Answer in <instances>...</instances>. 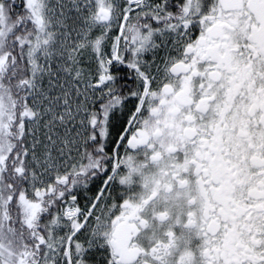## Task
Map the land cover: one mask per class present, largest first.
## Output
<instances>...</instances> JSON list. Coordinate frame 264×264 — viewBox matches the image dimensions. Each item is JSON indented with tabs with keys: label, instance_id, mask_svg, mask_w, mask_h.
<instances>
[{
	"label": "snow or ice",
	"instance_id": "6c2138e0",
	"mask_svg": "<svg viewBox=\"0 0 264 264\" xmlns=\"http://www.w3.org/2000/svg\"><path fill=\"white\" fill-rule=\"evenodd\" d=\"M0 264H264V0H0Z\"/></svg>",
	"mask_w": 264,
	"mask_h": 264
}]
</instances>
